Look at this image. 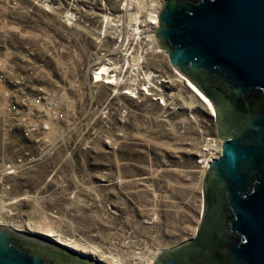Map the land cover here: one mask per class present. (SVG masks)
I'll return each mask as SVG.
<instances>
[{"label":"rangeland","instance_id":"374dc122","mask_svg":"<svg viewBox=\"0 0 264 264\" xmlns=\"http://www.w3.org/2000/svg\"><path fill=\"white\" fill-rule=\"evenodd\" d=\"M123 1L0 0V228L152 264L195 234L198 161L218 139L159 44L126 56L101 38ZM104 66L117 74L112 84L97 82ZM142 77L167 82L150 96L126 94Z\"/></svg>","mask_w":264,"mask_h":264},{"label":"water","instance_id":"95a60500","mask_svg":"<svg viewBox=\"0 0 264 264\" xmlns=\"http://www.w3.org/2000/svg\"><path fill=\"white\" fill-rule=\"evenodd\" d=\"M156 36L170 64L215 108L223 152L207 171L229 179L232 226L242 237L229 253L237 264H264V0H165ZM260 170L245 192L250 172ZM195 243L160 252L152 264H182L192 245L193 256L204 249ZM0 264L106 263L43 234L0 228Z\"/></svg>","mask_w":264,"mask_h":264},{"label":"flooded vegetation","instance_id":"af4514ba","mask_svg":"<svg viewBox=\"0 0 264 264\" xmlns=\"http://www.w3.org/2000/svg\"><path fill=\"white\" fill-rule=\"evenodd\" d=\"M160 47L163 48L162 45H160ZM207 91L209 93V90ZM211 116L214 121H216V112L214 115L211 114ZM215 126V136L218 139L219 148L221 150L218 157L215 159H219L223 152V142L219 138V127L216 122ZM242 141L249 142L250 140L247 139V137H243ZM207 170L208 168L205 170L202 182L201 196L204 205L200 215V222L197 225L195 234L188 239H195V245L197 247L203 246L204 249L200 250V253L193 256L192 245L190 249L187 248L189 251L186 254L178 257V261L182 264H237L234 260L236 254H233L232 252L231 254L229 253L231 249L240 247L242 243L241 235L232 226L234 213L230 202V194L234 193V189L231 187L227 177L219 176L214 171L208 172ZM250 174L252 176L251 180H249L244 189L245 192L249 193L254 190L258 177L261 175V170L259 172H250ZM209 220L214 222L212 226L206 225L210 222Z\"/></svg>","mask_w":264,"mask_h":264},{"label":"built area","instance_id":"2783aa9c","mask_svg":"<svg viewBox=\"0 0 264 264\" xmlns=\"http://www.w3.org/2000/svg\"><path fill=\"white\" fill-rule=\"evenodd\" d=\"M164 1L165 0H154V3H149L147 5L145 4L146 1H139L143 3L144 6L142 9H140L138 6L139 2L134 3L130 0H124L120 4V13L116 15L109 13V15H111L109 17V33L107 36H105L106 27H103V30L101 31V38L109 37L113 42H115L116 44L114 50L122 46V50L125 51L126 56H131L135 52L136 46H139V44H143L145 54H147V52H160L157 50L159 43L156 33L159 28V17ZM131 16H134L135 19L131 20ZM65 21L70 24L71 22H75L77 20L74 15L72 16V14H68L65 17ZM125 70H129L130 72L133 71L132 67L130 68L129 66H126ZM110 72H112V69H110ZM112 75V79H116L117 74L112 73ZM149 80V77H142V83L133 87H129V90L126 92V94L133 96L136 94L145 95L144 93H146V90H149L152 94V87L161 91L162 86L167 82L166 79L161 78V80H157L156 86L150 85ZM22 83L23 78L20 77L15 79V84ZM151 94L146 96H150ZM211 140V138L207 139L208 142ZM213 141L214 147L212 150L214 152H209L208 149H205L204 155L200 156L198 161L201 167H203L205 170L209 167L208 163L217 158L221 151L218 140L216 141V139H214Z\"/></svg>","mask_w":264,"mask_h":264},{"label":"bare ground","instance_id":"6f19581e","mask_svg":"<svg viewBox=\"0 0 264 264\" xmlns=\"http://www.w3.org/2000/svg\"><path fill=\"white\" fill-rule=\"evenodd\" d=\"M139 7L142 9L144 6H143V3H138ZM131 20H134L135 17H130ZM164 53V52H163ZM138 61V60H137ZM135 62V61H134ZM139 62V61H138ZM141 62V61H140ZM102 72L100 74H98L97 76H95L97 78V82H103L104 80L107 82V84H112L113 83V80H112V73L110 72V69L107 68V66H104L103 69L101 70ZM182 80L184 81V83L187 85L188 89L190 90V92L192 93L193 95V98H194V101H193V104H201V106H203L204 108H206L208 111H210V113L212 115L215 114V108L214 106L212 105V103L186 78H182ZM104 81V82H105ZM116 82V81H115ZM145 95H149L150 94V91L149 90H146V93H144ZM45 237L47 238H50L51 240L57 242L58 244L66 247V248H69L73 251H76V252H79L81 254H86V252H84L83 250H80L78 248H75L72 246L71 243H68L66 241H63L62 239H59V240H55L53 238H51V236L49 235H44ZM71 244V245H70ZM101 261L105 262L106 264H120L118 262H114L112 260H106V259H103V258H100ZM153 263V262H152Z\"/></svg>","mask_w":264,"mask_h":264}]
</instances>
